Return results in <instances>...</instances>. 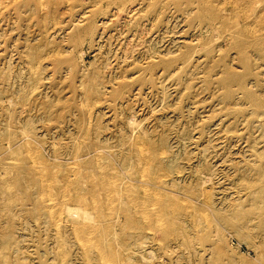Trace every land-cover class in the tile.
Segmentation results:
<instances>
[{
    "label": "rangeland",
    "instance_id": "obj_1",
    "mask_svg": "<svg viewBox=\"0 0 264 264\" xmlns=\"http://www.w3.org/2000/svg\"><path fill=\"white\" fill-rule=\"evenodd\" d=\"M224 1L0 0V264H264V0ZM204 199L236 226L188 221L187 250L173 229ZM66 205L89 214L83 237Z\"/></svg>",
    "mask_w": 264,
    "mask_h": 264
},
{
    "label": "bare ground",
    "instance_id": "obj_2",
    "mask_svg": "<svg viewBox=\"0 0 264 264\" xmlns=\"http://www.w3.org/2000/svg\"><path fill=\"white\" fill-rule=\"evenodd\" d=\"M213 1V0H212ZM229 1V0H228ZM232 1V0H231ZM193 2V1H192ZM199 2V1H198ZM225 3L227 2V0L226 1H224ZM244 2V1H243ZM247 2V1H246ZM190 3V2H189ZM211 3V2H210ZM229 3H230V1H229ZM213 4V3H212ZM227 4V3H226ZM230 4H232V3H230ZM234 4V3H233ZM243 5V4H242ZM251 5V4H250ZM3 6H5V5H3ZM206 6V5H205ZM204 6V7H205ZM208 6H209V4H208ZM220 6H223V5H220ZM236 6V5H235ZM247 5H246V3H245V7H246ZM248 6H249V4H248ZM202 7V6H201ZM203 7V8H204ZM221 8V7H220ZM244 8V7H243ZM248 8V7H247ZM220 10V9H219ZM223 10V9H222ZM203 11H205V9L203 10ZM208 11H210V10H208ZM217 11V10H216ZM216 11L214 12V11H210V12H214V13H216ZM219 13V12H218ZM217 13V14H218ZM211 15V14H210ZM212 16H213V14H212ZM211 16V17H212ZM220 17V16H219ZM214 18H215V16H214ZM218 18V17H217ZM211 19V18H210ZM209 19V20H210ZM219 19V18H218ZM212 21L213 22H215L213 19H212ZM55 22V21H54ZM89 37V36H88ZM264 37V36H263ZM261 38V37H260ZM246 41V40H245ZM256 41H258V39L256 40ZM249 42V41H248ZM261 42H262V40H261ZM240 43V42H239ZM242 43V42H241ZM258 43V42H257ZM251 44V43H250ZM243 45V44H242ZM249 45V44H248ZM243 46H245V44L243 45ZM239 47H241V44H240V46ZM248 47V46H247ZM242 48V47H241ZM244 48V47H243ZM249 48V47H248ZM238 50H239V48H238ZM57 51V50H56ZM246 50H244V52H245ZM244 52H243V54H244ZM242 54V53H241ZM52 55V54H51ZM238 55H239V53H238ZM241 58V57H240ZM243 58V57H242ZM40 65H38V67H39ZM29 68H30V66H29ZM34 69V68H33ZM30 71H31V69H30ZM33 72V71H32ZM36 72V71H35ZM227 76V75H226ZM229 77H236V76H234V74H231V73H229L228 74V80H229ZM241 80V79H240ZM237 82V81H236ZM240 82V81H239ZM227 83V82H226ZM234 83V82H233ZM228 84V83H227ZM227 84H225V85H227ZM230 84V83H229ZM228 84V85H229ZM235 84V83H234ZM241 85V84H240ZM244 85V84H243ZM231 86V85H230ZM245 86V85H244ZM33 91V90H32ZM31 91V92H32ZM253 98V97H252ZM249 100H251V99H249ZM253 102H254V100H253ZM256 104H258V102L256 103ZM263 114V113H262ZM89 115V114H88ZM135 126V125H134ZM138 152V151H137ZM131 153H133V151L131 152ZM29 155V154H28ZM133 156V155H132ZM159 156V155H158ZM158 156H157V158H158ZM130 157V156H129ZM134 158H136V157H134ZM263 158V157H262ZM10 159V158H9ZM5 161H6V159H4ZM8 160V159H7ZM11 160V159H10ZM126 160V159H125ZM128 160H129V158H128ZM259 160H261L262 161V159H259ZM97 161V160H96ZM3 162V161H2ZM90 162V161H89ZM126 161H124V163H125ZM130 162V161H129ZM137 162V161H136ZM263 162H264V160H263ZM1 163V162H0ZM11 163V162H10ZM18 163H19V160H18ZM93 163V162H92ZM14 164V163H13ZM16 165H17V162L15 163ZM20 164V163H19ZM23 164V163H22ZM90 164V163H89ZM97 164H98V161H97ZM127 164V163H126ZM129 164V163H128ZM136 164V163H135ZM4 165H6V164H4ZM10 165V164H9ZM88 165V164H87ZM96 165V164H95ZM124 165V164H123ZM2 166V165H1ZM18 166H21V165H18ZM30 166V165H29ZM93 167H94V163H93V165H92ZM91 165L88 167V168H92V169H94L93 167H92ZM98 166V165H97ZM6 167H9V166H6ZM11 167H13L12 165H11ZM16 167V166H15ZM22 167V166H21ZM27 167V166H26ZM33 167H35V166H33ZM81 167V166H80ZM84 167V166H83ZM3 168V167H2ZM18 169H19V167H17ZM37 168V167H36ZM104 168V167H103ZM102 168V169H103ZM260 168V167H259ZM15 169V168H14ZM29 169V168H28ZM33 169H35V168H33ZM86 169V168H85ZM100 169V168H99ZM102 169H100V170H102ZM2 170V169H1ZM5 170V169H4ZM11 170V169H10ZM31 170V169H30ZM100 170H99V172H100ZM146 169H144L143 171H145ZM257 170V169H256ZM3 171V170H2ZM6 171H7V169H6ZM28 171V170H27ZM79 171V170H78ZM86 171V170H85ZM89 171V170H88ZM95 173H96V171H95V169L93 170ZM108 171V170H107ZM106 170H105V172H107ZM128 171V170H127ZM136 171H138V170H136ZM255 171V170H254ZM263 171V170H262ZM13 172V171H12ZM18 172V171H17ZM19 172H21V171H19ZM33 172V174H35L34 173V171H32ZM98 172V173H99ZM104 172V171H103ZM102 172V173H103ZM104 172V173H105ZM139 172V171H138ZM27 173V172H26ZM97 173V175H100L101 173H99L98 174ZM140 173V172H139ZM146 173V172H145ZM145 173H143V174H145ZM148 173V172H147ZM259 173V172H258ZM2 174V173H1ZM7 174V173H6ZM28 174V173H27ZM26 174V175H27ZM77 174V173H76ZM85 174V173H84ZM89 174V173H88ZM107 174H109V172L107 173ZM136 174V173H135ZM143 174H141V175H143ZM8 175H9V172H8ZM13 175H14V173H13ZM17 175V174H16ZM25 175V176H26ZM28 175H30V174H28ZM37 175H39L38 173H37ZM83 175V174H82ZM96 175V174H95ZM102 175V174H101ZM110 175V174H109ZM109 175H107V178H108V176ZM138 175V174H137ZM140 175V174H139ZM148 175V174H147ZM258 175V174H257ZM262 175H263V173H262ZM262 175L260 176L261 178H262ZM24 176V177H25ZM32 176V175H31ZM36 176V175H35ZM40 176V175H39ZM38 176V177H39ZM80 176V175H79ZM88 176V175H87ZM145 176V175H144ZM149 176V175H148ZM4 177V176H3ZM2 177V178H3ZM11 177V176H10ZM9 177V178H10ZM14 177V176H13ZM20 178H21V176H19ZM23 177V178H24ZM86 176H84V178H85ZM90 177V176H89ZM100 177V176H99ZM133 177V176H132ZM142 177V176H141ZM150 177V176H149ZM260 177L258 178V179H260ZM27 178H29L28 176H27ZM88 178V177H87ZM91 178V177H90ZM104 178V177H103ZM146 178V177H145ZM1 179V178H0ZM11 179V178H10ZM13 179V178H12ZM11 179V180H12ZM18 179V178H17ZM100 179V178H99ZM109 179H111L110 181H115L116 182V180H114V178L112 179V178H109ZM134 179V178H133ZM141 179V178H140ZM144 179V178H143ZM148 179V178H147ZM156 179V178H155ZM159 179H161V178H159ZM158 178H157V182H158V180H159ZM264 179V178H263ZM8 180V179H7ZM31 180L33 181V179L31 178ZM76 180V179H75ZM83 180V179H82ZM97 180H98V178H97ZM103 180V182H102V185H103V187H104V189L105 190H107V191H109L110 189H113L114 187H115V184L113 183V185H112V187H111V182H106V180H108V179H106L105 181H104V179H102ZM101 180V181H102ZM136 180V179H135ZM145 180V179H144ZM162 180H164L163 178H162ZM244 180V179H243ZM2 182H4L3 180H1ZM17 181V180H16ZM21 181H23V180H21ZM29 181V180H28ZM40 181H41V179H40ZM69 181V180H68ZM81 181V180H80ZM131 181H134V180H131ZM137 181V180H136ZM150 181L152 182L153 181V178H150ZM161 181V180H160ZM259 181V180H258ZM263 181V180H262ZM261 181V182H262ZM2 182H0V184H3ZM6 182V181H5ZM4 182V183H5ZM47 182H48V180H47ZM50 182V181H49ZM71 182V181H70ZM89 182V181H88ZM87 182V183H88ZM92 183L94 182V181H91ZM91 182H89V183H91ZM129 182V181H128ZM10 183V182H9ZM19 183V182H18ZM21 183V182H20ZM19 183V184H20ZM75 183V182H74ZM136 183V182H135ZM141 183V182H140ZM143 184H144V182H142ZM263 183V182H262ZM7 183H5L4 185H6ZM12 184H14L15 185V183H12ZM26 184H27V182H26ZM37 184V183H36ZM50 184V183H49ZM68 184V183H67ZM72 184V183H71ZM95 184H97L96 183V181H95ZM101 184V183H100ZM129 184H130V182H129ZM132 184V183H131ZM137 184V183H136ZM135 184V185H136ZM154 184V183H153ZM152 184V185H153ZM245 184V183H244ZM258 184V183H257ZM259 184H261V183H259ZM258 184V185H259ZM17 185V184H16ZM117 185V184H116ZM146 185L147 186H149V183H145V188H146ZM246 185V184H245ZM264 185V184H263ZM2 186V185H1ZM11 186V185H10ZM29 186V185H28ZM41 186H43V184L41 185ZM76 186H77V184H76ZM79 186H81L80 184H79ZM88 186H90V185H88ZM96 186V185H95ZM101 186V185H100ZM114 186V187H113ZM125 186H126V184H125ZM124 186V187H125ZM144 186V185H143ZM158 186H160V185H158ZM255 186V185H254ZM6 187V189L8 188V184L5 186ZM5 187H3L2 186V188H5ZM19 187V186H18ZM48 187V186H47ZM102 187V186H101ZM129 187H130V185H129ZM139 187V186H138ZM245 187V186H244ZM257 187V186H256ZM1 188V187H0ZM1 188V189H2ZM10 188V187H9ZM14 188V187H13ZM42 188V191H43V187H41ZM73 188V187H72ZM80 188V187H79ZM85 188H87V187H85ZM116 188V187H115ZM118 188V187H117ZM159 188V187H158ZM259 188H261V187H259ZM16 189H17V187H16ZM23 189V188H22ZM26 189V188H25ZM24 189V190H25ZM63 189V188H62ZM71 189V188H70ZM76 189H77V187H76ZM103 189V190H104ZM124 189V192H127V191H125V188H123ZM262 189V188H261ZM264 189V188H263ZM11 190V189H10ZM28 190V189H27ZM68 190V189H67ZM99 190V189H98ZM115 190V189H114ZM142 190H143V188H142ZM141 190V191H142ZM148 189L146 188L145 190H143L144 191V193H145V191L146 192H148L147 191ZM254 190V189H253ZM4 191V190H3ZM13 191H15V189L13 190ZM65 191V190H64ZM64 191H62L63 193H64ZM74 191V190H73ZM72 191V192H73ZM79 191V190H78ZM77 191V192H78ZM91 191V190H90ZM93 191H97V190H95V189H93ZM93 191H91V192H93ZM100 191V190H99ZM102 191V190H101ZM132 191H133V189H132ZM140 191V192H141ZM185 191V190H184ZM250 191V190H249ZM252 191V190H251ZM5 192H7V191H5ZM9 192V191H8ZM7 192V194H9ZM11 192V191H10ZM18 192V191H17ZM16 191H15V193H17ZM75 192V191H74ZM98 192V191H97ZM111 192V191H110ZM110 192H109V194H110ZM259 191H257V193H258ZM11 193H13V192H11ZM10 193V194H11ZM14 193V194H15ZM44 193H46V192H44ZM61 193V192H60ZM68 193V192H67ZM76 193V192H75ZM82 193V192H81ZM84 193H86V192H84ZM95 193V192H94ZM98 193H100V192H98ZM104 192H102V195H104L103 194ZM115 193V192H114ZM132 193V192H131ZM150 193H151V191H150ZM153 193V192H152ZM154 193H155V191H154ZM3 194V193H2ZM6 194V193H5ZM6 194V195H7ZM43 194V193H42ZM47 194V193H46ZM65 195H66V193H64ZM64 194H63V198H65L64 197ZM69 194V193H68ZM72 194H74V193H72ZM78 194V193H77ZM76 194V195H77ZM101 194V193H100ZM108 194V193H107ZM128 194V193H127ZM143 194V193H142ZM147 194V193H146ZM148 194H149V192H148ZM261 194V193H260ZM45 195V194H44ZM61 195H62V193L60 194V197H61ZM88 195V194H87ZM93 198H94V196L92 195V194H90ZM125 195V194H124ZM131 195V194H130ZM130 195H129V197H130ZM133 195V194H132ZM156 195V194H155ZM154 195V196H155ZM18 196V195H17ZM38 196V195H37ZM39 196H41L40 194H39ZM38 196V197H39ZM69 195H67V197H68ZM110 196H111V194H110ZM110 196H109V198H107V199H111L110 198ZM113 196V195H112ZM126 196V195H125ZM128 196V195H127ZM137 196V195H136ZM147 196V195H146ZM145 196V198H143L141 201H140V205H139V208L141 209V207H142V209L144 210V209H147V207L149 208V205L151 206V207H153V206H155L154 205V203H157V206H158V209H157V211H156V213H155V215H154V221H155V223H156V226L157 227H159V226H161V227H164L165 225H161V223L163 222V220L165 219V217H166V211H167V209H166V207H168V206H166L165 205V202H163V201H158V202H155L156 200L154 199H152L151 198V196H147L146 197ZM153 196V195H152ZM153 196V197H154ZM188 196V195H187ZM254 196V195H253ZM256 196V195H255ZM262 196V195H261ZM0 197H2V196H0ZM5 197V196H4ZM11 197H12V195H11ZM14 197H15V195H14ZM13 197V198H14ZM45 197V196H44ZM67 197H66V200H67ZM72 197V196H71ZM70 196H69V198H71ZM82 197V196H81ZM86 197V196H85ZM103 197V196H102ZM133 197H134V195H133ZM138 197V196H137ZM157 197V196H156ZM12 198V199H13ZM41 198H42V196H41ZM59 198V197H58ZM74 198V197H73ZM93 198H92V201H93ZM115 198H118V197H116L115 196ZM120 198V197H119ZM119 198H118V201H119ZM126 198H128V197H126ZM135 198V197H134ZM160 199H161V197H159ZM203 198V197H202ZM211 198V197H210ZM246 198V197H245ZM253 198V197H252ZM257 198V197H256ZM263 198H264V193H263ZM7 199H8V197H7ZM6 199V200H7ZM16 199V198H15ZM43 199V198H42ZM62 199V198H61ZM76 199H77V201L79 202L80 200H81V198L80 197H76ZM86 199V198H85ZM89 199V198H88ZM106 198H104V200H105ZM124 199V198H123ZM137 199V198H136ZM157 199V198H156ZM195 199H196V197H195ZM253 199H255V198H253ZM11 200V199H10ZM17 200V199H16ZM45 200V199H44ZM52 200V202H53V199H51ZM51 200H50V202H51ZM55 200V199H54ZM62 200H65V199H62ZM95 200V199H94ZM101 200H102V198H101ZM113 200V199H112ZM137 200H139V198L137 199ZM257 200V199H256ZM255 200V201H256ZM264 200V199H263ZM61 201V200H60ZM69 201H70V199H69ZM76 201V200H75ZM121 201V200H120ZM119 201V202H120ZM170 201H172V200H170ZM177 201V200H176ZM254 201V202H255ZM4 203H6V201H3ZM16 202V201H15ZM42 202V201H41ZM41 202H40V206L42 205L41 204ZM52 202H51V204H52ZM55 202H56V200H55ZM59 202V201H58ZM87 202V201H86ZM86 202H84V203H86ZM110 202H111V200H110ZM136 202V200H134L133 201V199H132V197H130L129 198V200H128V204L129 205H132L133 206V203H135ZM178 202H181V201H179L178 200ZM187 202H189L188 203V205H190V201H187ZM7 203H8V200H7ZM12 203L13 202H11V204L10 205H12ZM54 203V202H53ZM82 203V202H81ZM91 203V202H90ZM94 203H96V202H93V204ZM116 203H118V202H116ZM127 203V202H126ZM138 203V202H137ZM182 203H183V201H182ZM186 203V202H185ZM184 203V204H185ZM8 204V205H9ZM47 204H49V200H48V203ZM55 204V203H54ZM56 204H59V203H57L56 202ZM61 205H62V203H60ZM64 204V203H63ZM97 204H98V202H97ZM113 204H115V203H113ZM215 204V203H214ZM214 204H211V203H209V202H207L205 199H204V201L201 203V204H199V206H197V207H195V208H193V209H191L190 208V210H192V212H188V214H186V215H184L185 216V218L187 219V220H184V221H182V223H183V227L182 228H179V229H173V228H175V226L177 227V224H180L181 223V221H180V223H178L179 221H178V217L176 216V215H178V214H176V213H173L172 215H174V216H172V218H171V220H170V222H169V226H167V230H165V232L167 233L166 235H168L169 237L168 238H170V236L173 234L172 233V229L175 231V232H177V234H178V242H181V244L187 249V250H191V245H192V237L190 236V232L188 231L187 232V230H186V228H185V226H184V224L187 222L188 223V221H190L191 222V224L193 225V228H194V230H198V228L200 227V226H202V225H204L205 226V238L207 237L208 239H211V238H214V237H216V236H218L219 234H220V232H221V230L222 229H224V228H232V229H234L235 228V226H236V223L234 222V216L232 217H230V216H227V217H222V215L220 214V212L218 211V210H216L215 208H214V206H212V205H214ZM9 205V206H10ZM39 205V204H38ZM44 205V204H43ZM50 205V204H49ZM84 205V204H83ZM85 205H89L88 203L87 204H85ZM111 205H112V203H111ZM171 205H172V203H171ZM171 205H170V207H171ZM175 205H176V203H175ZM2 206V205H1ZM0 206V207H1ZM6 206V208H7V204L5 205ZM8 206V209L9 210H13V209H10L11 207H9ZM52 206L54 207V205L52 204ZM51 206V207H52ZM64 206V205H63ZM91 206H94V205H90V207ZM105 206V205H104ZM113 206V205H112ZM114 206H116V205H114ZM138 206V205H137ZM156 206V207H157ZM180 206V205H179ZM192 206V205H191ZM196 206V205H195ZM258 208H259V212H260V209H262V218H264V201H261V200H257V205H256ZM44 207H45V205H44ZM48 207V206H47ZM76 206H68V205H66L65 207H64V209H63V213H65V216L66 217H69V221H71L72 222V225L74 226V233H77L79 236H81V237H83L84 235H85V230H86V228L82 225V223H83V221L85 220V222H86V220H88V221H91V218H90V216H89V214H87V213H84V212H81V209L80 208H75ZM98 207H100V206H98ZM123 207V206H122ZM122 207H121V210H122ZM135 207V206H134ZM169 207V208H170ZM173 207V206H172ZM178 207V206H177ZM183 207V206H182ZM181 207V208H182ZM234 207H236V206H234ZM238 207V206H237ZM244 207V206H243ZM50 208V207H49ZM93 208V207H92ZM102 208V207H101ZM115 208V207H114ZM133 208V207H132ZM138 208V207H137ZM184 208H186V207H184ZM240 208V207H239ZM5 209V208H4ZM54 208H52L51 209V211H54L53 210ZM105 209V208H104ZM118 209V208H117ZM136 208H134V210L133 211H135L136 212V210H135ZM141 209V210H142ZM151 209H153V208H151ZM233 209V208H232ZM237 210H238V208H236ZM236 209H234V212H235V210ZM6 210V209H5ZM49 210V209H48ZM62 210V209H61ZM99 210V209H98ZM101 210H103V209H100V212H101ZM108 210H109V208H108ZM156 210V209H155ZM188 210V209H187ZM246 210V209H245ZM1 211V210H0ZM3 212H5L4 210H2ZM6 211H8V210H6ZM50 211V210H49ZM94 211H96V210H94ZM104 211V210H103ZM124 211V210H123ZM125 211H126V209H125ZM132 210H131V212H133ZM138 211V210H137ZM145 211V210H144ZM179 211V210H178ZM241 211V210H240ZM244 211V210H243ZM54 212H56V211H54ZM97 212V211H96ZM108 212V211H107ZM114 212V211H113ZM116 212V211H115ZM121 212V211H120ZM127 212H128V210H127ZM148 212V211H147ZM177 212V211H176ZM256 212V211H255ZM254 212V213H255ZM258 212V213H259ZM60 213H62V211L60 212ZM63 213H62V216H63ZM99 213V212H98ZM126 213V212H125ZM136 213H138V212H136ZM140 214H141V212H139ZM143 211H142V214H141V216H143ZM182 213V212H181ZM233 213V212H232ZM245 213V212H244ZM104 214V213H103ZM129 213H127V215H128ZM135 214V213H134ZM144 214H148V213H144ZM171 214V213H170ZM256 214V213H255ZM61 215V214H60ZM59 215V216H60ZM102 215V214H101ZM114 215H115V213H114ZM113 215V216H114ZM120 215H123V214H120ZM132 215V214H131ZM135 215H137V214H135ZM107 216V215H106ZM129 216V215H128ZM138 216H139V214H138ZM148 216H149V214L147 215V217H145V218H143L142 219V221L145 219V220H148L149 221V219H148ZM152 216V215H151ZM150 216V217H151ZM98 217H99V214H98ZM105 217V216H104ZM116 217V216H115ZM239 217H241V216H239ZM102 217H100V219H101ZM109 218H111V217H109ZM128 218V217H127ZM130 218H131V216H130ZM152 218V217H151ZM90 219V220H89ZM103 219V218H102ZM101 219V220H102ZM125 219V218H124ZM134 220H135V218H133ZM166 219L168 220V218L166 217ZM170 219V218H169ZM237 219V218H236ZM99 219H97V220H94V221H98ZM109 220H111V219H109ZM126 220H128V219H126ZM231 220H233V221H231ZM242 220V219H241ZM117 221V220H116ZM131 220L129 219V222H128V225L130 226V230H131V228H132V226H133V223H132V221L130 222ZM169 221V220H168ZM92 222V221H91ZM118 222V221H117ZM134 222V221H133ZM144 222V221H143ZM143 222H140V223H143ZM237 222V221H236ZM57 223V222H56ZM105 223H107V222H105ZM127 223V222H126ZM138 223V222H137ZM136 223V224H137ZM151 223V222H150ZM152 223H154V222H152ZM238 223V222H237ZM99 224V223H98ZM110 224V223H109ZM108 224V225H109ZM136 224H134L135 226H136ZM158 224H159V226H158ZM241 224V223H240ZM240 224H238V226L240 225ZM262 224H263V222H262ZM57 225H59V223L57 224ZM94 225H96V224H94ZM111 225H112V223H111ZM151 225V224H150ZM154 225V224H153ZM107 226V225H106ZM110 226V225H109ZM139 226H141V225H139L138 224V226H136V227H139ZM146 226V225H145ZM244 226V225H243ZM98 227V226H97ZM101 227H102V225H101ZM135 227V228H136ZM58 230H60L59 228H60V225H59V228L58 227H56ZM88 228V227H87ZM127 228V227H126ZM240 228H242V227H240ZM105 229V228H104ZM136 229H138V228H136ZM135 229V230H136ZM157 229H160V227L159 228H157ZM58 230H57V232H58ZM97 230V229H96ZM95 230V231H96ZM110 230V229H109ZM128 230H129V228H128ZM133 232H134V226H133ZM131 230V231H132ZM161 230V229H160ZM164 230V229H163ZM76 231V232H75ZM89 231V230H88ZM105 231V230H104ZM130 231V232H131ZM138 231H139V229H138ZM159 231V230H158ZM225 230H223V232H224ZM98 232H99V230H98ZM124 232H125V230H124ZM137 232V231H136ZM101 233V232H100ZM107 233V232H106ZM137 233H139V232H137ZM164 233V232H163ZM172 233V234H171ZM94 234H96L97 235V232L96 233H94ZM108 234V233H107ZM117 234V233H116ZM75 236H76V234H74ZM101 235H102V233H101ZM104 235H105V233H104ZM164 235V234H163ZM174 235V234H173ZM109 236V235H108ZM123 236V235H122ZM127 236V235H126ZM131 236H136V235H131ZM131 236H129L128 235V238L129 237H131ZM97 237H99V234H98V236ZM96 236H95V238H97ZM165 237V236H164ZM95 238H93V240L95 239ZM127 238V237H126ZM106 239V238H105ZM131 239V238H130ZM171 239V238H170ZM170 239H169V241L168 242H170ZM97 240H99L98 238H97ZM96 240V241H97ZM102 240H104V238L102 239ZM96 241H95V244H96ZM166 241H167V239H166ZM98 242V241H97ZM126 242H130L129 240L127 241L126 240ZM102 243V242H101ZM101 243H98V244H101ZM174 243V242H173ZM110 245V244H109ZM125 245H127V243L125 244ZM95 246V245H94ZM97 246V245H96ZM95 246V247H96ZM99 247H100V249H103L102 248V246L101 245H98ZM97 246V247H98ZM104 247V246H103ZM107 247V246H106ZM126 247V246H125ZM193 247V246H192ZM118 248V247H117ZM92 249V248H91ZM91 249H90V251H91ZM94 249V248H93ZM98 249V248H97ZM107 249H108V247H107ZM106 249V250H107ZM95 250V249H94ZM104 251H105V249H103ZM122 250V249H121ZM124 250V249H123ZM140 250V249H139ZM89 251V250H88ZM96 252H98L97 250H95ZM94 251V252H95ZM125 251V250H124ZM184 252V251H183ZM100 254H102L103 252H99ZM108 253L109 254H111V252H109L108 251ZM115 253H117L116 251H115ZM91 254V253H90ZM104 254V253H103ZM119 254V253H118ZM117 254V255H118ZM195 254V253H194ZM86 255V254H85ZM87 255H89V253L87 254ZM105 255V254H104ZM116 255V256H117ZM120 255L121 254H119V257H120ZM90 256H92V255H90ZM105 256H107V255H105ZM113 256V255H112ZM188 256H190V255H188ZM118 257V258H119ZM191 257V256H190ZM100 258V257H99ZM107 258V257H106ZM108 258H109V256H108ZM114 258H116L115 257V255H114ZM121 258H122V256H121ZM121 258H119V259H121ZM111 259H112V257H111ZM117 259V258H116ZM106 260H108V259H106ZM113 260V259H112ZM112 260H110L109 259V261H112ZM121 261H122V259H121ZM113 263H115V261H112ZM118 262V261H117ZM111 263V262H110ZM116 264V263H115Z\"/></svg>",
    "mask_w": 264,
    "mask_h": 264
}]
</instances>
